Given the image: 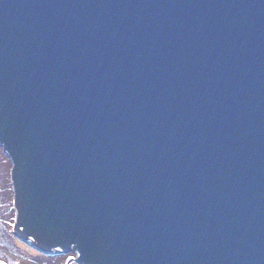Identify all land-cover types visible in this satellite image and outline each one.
I'll return each mask as SVG.
<instances>
[{"label":"water","instance_id":"water-1","mask_svg":"<svg viewBox=\"0 0 264 264\" xmlns=\"http://www.w3.org/2000/svg\"><path fill=\"white\" fill-rule=\"evenodd\" d=\"M0 146L65 264H264V0H0Z\"/></svg>","mask_w":264,"mask_h":264},{"label":"rangeland","instance_id":"rangeland-1","mask_svg":"<svg viewBox=\"0 0 264 264\" xmlns=\"http://www.w3.org/2000/svg\"><path fill=\"white\" fill-rule=\"evenodd\" d=\"M11 169V159L0 146V264H65L68 258L74 257L73 252L42 253L14 232Z\"/></svg>","mask_w":264,"mask_h":264},{"label":"flooded vegetation","instance_id":"flooded-vegetation-1","mask_svg":"<svg viewBox=\"0 0 264 264\" xmlns=\"http://www.w3.org/2000/svg\"><path fill=\"white\" fill-rule=\"evenodd\" d=\"M55 253H66V252H63V251H56Z\"/></svg>","mask_w":264,"mask_h":264}]
</instances>
